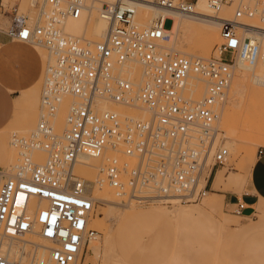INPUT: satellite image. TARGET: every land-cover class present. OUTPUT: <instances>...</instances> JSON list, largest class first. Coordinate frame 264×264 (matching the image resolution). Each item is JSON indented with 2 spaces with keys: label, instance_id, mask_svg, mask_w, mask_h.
Here are the masks:
<instances>
[{
  "label": "built area",
  "instance_id": "built-area-1",
  "mask_svg": "<svg viewBox=\"0 0 264 264\" xmlns=\"http://www.w3.org/2000/svg\"><path fill=\"white\" fill-rule=\"evenodd\" d=\"M141 1L103 3L98 13L108 26L99 41L63 29L84 11V0H32L37 19L14 15L0 29L47 52L36 123L9 138L17 156L0 181V240L35 234L49 243L50 264H82L81 250L97 234L88 227L97 201L92 186L105 185L120 201L138 204L170 207L201 199L211 168L224 165L229 154L217 140L216 120L235 59L259 64L264 75V50L250 39L253 26L244 21L255 17L264 26V0H205L212 16L233 5L230 17L219 20V42L207 58L163 46L172 19L162 13L201 17L196 0H149L159 12L147 26L137 22ZM132 61L141 69L138 80L121 71ZM196 82L203 92L193 100L184 92ZM64 97V127L57 133L53 119ZM101 104L146 115L120 114ZM82 157L99 160L93 181L74 171ZM243 208L237 202L232 211ZM7 254L0 253V264H25Z\"/></svg>",
  "mask_w": 264,
  "mask_h": 264
},
{
  "label": "rangeland",
  "instance_id": "rangeland-1",
  "mask_svg": "<svg viewBox=\"0 0 264 264\" xmlns=\"http://www.w3.org/2000/svg\"><path fill=\"white\" fill-rule=\"evenodd\" d=\"M110 1L112 0H87L86 3L92 7L90 15L92 19L91 32L100 39H102L105 34L106 24L97 19L98 9L104 2ZM199 1L200 0H198V3ZM202 1L205 3V0ZM232 8L233 5L222 8L217 13V18L225 14L230 17ZM195 10L199 12V8H195ZM158 12L157 9L148 13H139L137 10L138 24L143 26L149 25ZM208 13L211 15L210 10ZM14 15L32 21L37 19L38 11L32 6V0H0V29L5 30ZM244 21L250 22L253 27H258L259 31H263L262 29L264 26L257 21L255 17L250 19L244 18ZM169 24L170 20L166 19L163 26L167 28ZM69 25L67 26V30L71 27H69ZM68 32L72 34V31L68 30ZM216 41L217 42H214L212 47H209L206 39L199 41L191 40V42L186 44L179 36L173 35L172 40L165 44V46L172 49L170 52H175L180 55L207 58L212 55L215 44L219 42V40ZM198 46H207V52H196V47ZM34 48L37 49L41 55V74L33 88L34 91L31 93L32 99L26 119L22 122L0 129V181L3 174L8 172L10 162L12 161L14 164L17 156L15 148L9 141L11 133L19 135L26 134L36 123L41 78L47 60V52L40 47ZM260 48L264 50V47L261 46ZM238 61L236 60L235 62ZM257 65L255 69L261 67L259 64ZM234 69L231 86L227 91L225 100L221 102L225 108L229 107L233 99H236L233 96L236 92L234 86L237 87L236 90H238V88L251 90L254 87L250 80H246V78L244 79L242 77L238 63L237 65L235 64ZM194 90H196L197 93L194 92L197 96L194 98L195 93L193 92L192 98L197 100L202 96V84ZM67 103L68 100L64 97L56 112V117L53 120V129L57 133L64 127V115L62 111H65ZM243 105L245 109H255V111H248L245 114L246 122L244 126L248 129L246 131L247 136L249 134L253 136L254 139L256 138V140L252 145H248L246 141L240 140L237 145L244 150L251 149L255 159L257 149L261 148L264 150V99L255 100L245 98ZM218 108L219 114L220 105ZM118 109L124 114H131L133 116L136 114L135 116L139 117L145 116L143 115V111L139 115L138 110H134L136 111L134 112ZM219 115H217L216 121L219 135L217 140L221 144L226 141L229 147L230 142L228 138L225 137L224 130L218 124L220 123V120H218ZM232 126H234V124ZM238 127L241 128L242 126L238 125ZM238 133L237 131L235 132V134ZM224 139L225 141H223ZM11 148L15 150L13 158L10 154ZM227 149L229 154L224 165L214 166V168L229 172L233 174L231 176L234 178L230 177L232 179L229 178V180H227L228 182L226 181L225 184L219 186H214L213 184L212 188L218 192L235 195L232 205H225L222 201V197L217 194H209L206 199H204L206 196L204 198L202 197L204 199L201 198L203 201L199 199L196 202H190L191 204L180 203L169 208L160 203L138 204L132 201L122 202L113 195L108 187L105 188L112 193V201L104 200L95 192L97 201L94 203L88 226L94 229L97 235L84 245L81 263L264 264V209L261 210L258 206L257 208L253 206L255 213L253 210L249 215L235 214L232 211L235 208L236 201H241L240 195L249 189L246 185L248 180L243 178V152L236 155L230 148ZM34 157L38 161L42 159L40 153H35ZM95 176L96 171L93 176L83 178L94 179ZM230 180L232 181L230 182ZM212 203H214V205L221 203L220 212L211 211L210 205ZM248 211L249 210H245V213ZM119 215L128 219L119 220ZM18 237L30 239L31 241H26L25 239L24 241L5 239V241H8L3 243L8 246L6 251H9V246H12V242L14 241V244H22L19 256H26L27 258L24 260H26L27 263L28 261L33 262L36 260L39 261V264L50 263L47 254L49 243L46 240L39 238L35 234H25Z\"/></svg>",
  "mask_w": 264,
  "mask_h": 264
},
{
  "label": "bare ground",
  "instance_id": "bare-ground-1",
  "mask_svg": "<svg viewBox=\"0 0 264 264\" xmlns=\"http://www.w3.org/2000/svg\"><path fill=\"white\" fill-rule=\"evenodd\" d=\"M113 1L114 0H112L110 2H113ZM148 1L149 0H142L141 2H139L137 4V10L139 13L140 12L148 13L150 11L156 10V8H154L150 4H148ZM245 1L249 2L252 0H245ZM110 2H104V3H110ZM86 3H87V0H84L85 8H84V11L81 13V15L77 19H67L64 22L63 29L65 32H67L69 34H71V33L68 32V30L72 31L71 35L81 37L85 41H89V42L90 41H99L101 39L98 38L97 35H94L93 32H91L92 19L90 18V15H91V8L92 7L87 5ZM197 3H198V0H196V2L194 3V9L199 8V12L202 14L201 17L200 16L195 17V16H190V15H181V14L173 13V12H163L162 13V14H166V15L170 16L172 19V23H171V26L169 28L170 38L168 41L163 43V46L167 50H169V51L172 50L171 48L165 46V44L169 43L172 40L173 35L179 36L183 40V42L186 44L191 42V40L199 41L202 39H206L207 43L209 44V47H212L213 43L217 42L216 40H219L218 39V23H219V20L220 19H227V18H229V16L226 14L222 17H219V18H217V16H212V14L210 15L208 13L209 9L206 7V4L202 0L199 1L198 6L196 7ZM249 3H252V2H249ZM98 11H99V9H98ZM97 14H98L97 19L104 22L106 24V29H107V26H108L107 21L104 18L100 17L99 13H97ZM38 17H39V14L37 15V18ZM68 25H69V27L70 26L71 27L70 28L68 27L69 29L67 30ZM254 30H256V31H254ZM262 30L263 31H261V30L259 31L258 27H253L247 31V34L252 41L257 42L259 44V46L261 45L262 47H264V28ZM73 32L76 34H74ZM207 50H208L207 46L196 47V52H199V53H205V52H207ZM236 60L238 61L239 59L236 58L235 61ZM235 63H236V65L238 63V67H239V70H240L242 77L244 79L246 78V80H250L254 87L251 90H247L246 88L245 89H239L238 88V90H236L237 87L234 86L235 87L234 90L236 92L233 96L236 99H233V101L229 105V107H226V108L224 107L223 104L220 103V112H219L220 115L218 114L219 115L218 120H220L219 121L220 123H218V122L217 123L224 130L225 137L228 138V140L230 142L229 143L230 145L228 147L227 142L224 139L223 141H225V142L222 141L224 143V144L222 143L223 146L230 148V150L233 151V153L236 155H239L243 152V158H242L243 159V178H246V180H248L250 168L254 162V154H253L251 149H245L244 150L243 148L239 147L237 144L239 143L240 140H244V141H246V144L252 145V143L256 140V138L254 139L253 136H250L249 134L247 136L246 131L248 129L245 128L246 126H244V123L246 122L245 114L248 111H255V109L254 108L245 109L243 102H244L245 98H250V99H255V100L264 99V75H263V70L261 69L262 67H259V69L258 68L255 69L258 66L257 64H246L244 61H241V60H239L238 62H235ZM253 67H254V69H253ZM121 71L128 73V75H130L131 77H134L135 80H138L140 78L141 69H140V66L135 61L127 63L126 66ZM234 71H235V69H234ZM234 71H233L232 77L230 79L229 86L226 90L225 98L227 96V91L229 90V88L231 86L232 79L234 76ZM201 84H202V82L193 83V85L190 88H187L185 90V92H184L185 96L193 99L192 98L193 92L194 91L196 92V90H194V89L196 87L200 86ZM196 93L194 95V98H196V96H197ZM225 98L223 99V101L225 100ZM193 100H195V99H193ZM113 107L115 109H118L117 106L110 105V104H101L99 108L105 109V108H113ZM118 111L120 114H123L122 111H120L119 109H118ZM134 112H136V111H134ZM62 113L64 115L63 116V119H64L65 111H62ZM138 113H139V115H140V113H142V110L139 108H138ZM138 113H137V115H138ZM143 115H146V114L143 113ZM55 117H56V114H55ZM55 117H54V119H55ZM231 124L232 125L234 124V126H232ZM238 125H241L242 127L239 128ZM235 130L237 131V133L239 131L240 132L238 134H235V132H236ZM218 137H219V135L217 136V138ZM220 139H221V137H220ZM14 153H15V150L13 148H11L10 154H11L12 158H13ZM228 153H229V151H228ZM98 164H99V160L96 158L82 157L81 163L76 164L75 165L76 168L74 167L75 172L77 174L81 175L82 177L93 176L95 174L96 167L98 166ZM12 165H13V163L11 161L9 166H8V170L10 169V167ZM206 174H207V170L204 171V175H206ZM231 175H233V174H231L229 172H225L223 170H217L215 175H214V179H212V180H214V182H213L214 186H219V185L225 184L226 181L229 180L230 177H233ZM85 179H87L89 181L94 180V179H89V178H85ZM230 179H232V178H230ZM231 181L232 180H230V182ZM105 187H106L105 185L101 186L100 188H98L96 186H92V193H93L94 197H95V192H97L104 200L112 201L113 195L110 192V190L106 189ZM209 194H210V192L206 191L203 198L206 196L204 198V199H206ZM187 204H191V203H187ZM152 205H155V204H152ZM176 205H178V204L171 205L169 208L174 207ZM220 207H221V203H218L216 205H214V203H212L210 205L212 212H214V211L220 212ZM258 208L261 210L264 209V203L260 202L258 204ZM122 218H123L122 215L118 216L119 220ZM88 224H89V221H88ZM5 239L0 240V253H3L8 248V246L6 244H3L4 242H8V241H5ZM12 239L14 241H16V239L19 241L20 240L24 241V239L26 241H31L30 239L19 238L18 236L11 238L10 240H12ZM13 242H12V246L11 245L9 246V251L7 254V257L9 259L17 260V261H20V262L25 263V264H28V263L29 264H39L38 260L33 261V262L28 261V263H27V261L24 260L27 258L26 256L25 257L19 256L22 244H14ZM81 252H82V250H81Z\"/></svg>",
  "mask_w": 264,
  "mask_h": 264
},
{
  "label": "crops",
  "instance_id": "crops-1",
  "mask_svg": "<svg viewBox=\"0 0 264 264\" xmlns=\"http://www.w3.org/2000/svg\"><path fill=\"white\" fill-rule=\"evenodd\" d=\"M41 70L42 59L37 49L28 43L10 39L0 30V129L26 119L31 93ZM216 170L212 167L206 178L207 191L221 196L225 205H232L235 195L212 188ZM246 185L249 190L240 195L241 201H236L244 204L241 215H249L253 210L255 213L253 206L257 208L260 202L264 203V150L256 153ZM245 210L249 211L245 213Z\"/></svg>",
  "mask_w": 264,
  "mask_h": 264
}]
</instances>
